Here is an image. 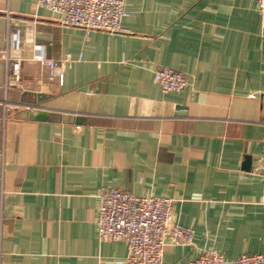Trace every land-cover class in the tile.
<instances>
[{"label":"crops","instance_id":"1","mask_svg":"<svg viewBox=\"0 0 264 264\" xmlns=\"http://www.w3.org/2000/svg\"><path fill=\"white\" fill-rule=\"evenodd\" d=\"M125 2L124 31L107 33L0 0V264H123L126 243L97 235L106 188L173 199L194 243L168 245L162 264L264 255L257 0ZM163 65L190 84L164 91Z\"/></svg>","mask_w":264,"mask_h":264},{"label":"built area","instance_id":"2","mask_svg":"<svg viewBox=\"0 0 264 264\" xmlns=\"http://www.w3.org/2000/svg\"><path fill=\"white\" fill-rule=\"evenodd\" d=\"M36 4L56 13L61 24L86 32H123L122 21L129 15L125 0H36ZM257 5L264 23V0H257ZM35 59L49 65L52 71L56 65L41 54L35 55ZM153 74L164 91H180L190 84L186 73L170 66H157ZM258 174L264 185V150L259 158ZM96 223L99 241L126 243L123 264H162L168 245L194 243V229L174 219L173 199L168 196L135 195L106 188L99 194ZM1 238L0 230V245ZM188 264H264V255L252 253L228 258L216 248H210Z\"/></svg>","mask_w":264,"mask_h":264},{"label":"water","instance_id":"3","mask_svg":"<svg viewBox=\"0 0 264 264\" xmlns=\"http://www.w3.org/2000/svg\"><path fill=\"white\" fill-rule=\"evenodd\" d=\"M27 115L32 119L47 120L50 116V113L45 109L35 108L27 112Z\"/></svg>","mask_w":264,"mask_h":264}]
</instances>
